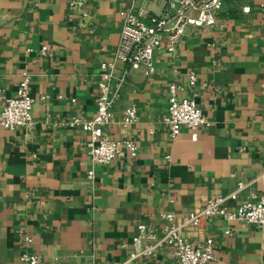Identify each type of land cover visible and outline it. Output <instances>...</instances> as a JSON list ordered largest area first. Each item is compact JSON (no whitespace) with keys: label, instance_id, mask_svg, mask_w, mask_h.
I'll use <instances>...</instances> for the list:
<instances>
[{"label":"crops","instance_id":"crops-1","mask_svg":"<svg viewBox=\"0 0 264 264\" xmlns=\"http://www.w3.org/2000/svg\"><path fill=\"white\" fill-rule=\"evenodd\" d=\"M128 4L89 0L83 18L68 0H0V108L27 71L36 120L31 130L0 126V264H19L26 235L52 264H172L166 246L133 256L140 223L160 230L161 211L182 218L238 181L249 185L232 206L264 189V0H224L214 25L188 27L174 55L155 52L151 75L130 69L104 130L134 139L138 155L90 161L89 134L64 121L96 114L99 67L114 57ZM191 71L198 79L185 94L211 124L196 139L187 127L172 138L162 119L169 85H187ZM132 106L138 120L126 125ZM187 233L195 243L214 239L209 264H264V227L216 217Z\"/></svg>","mask_w":264,"mask_h":264},{"label":"built area","instance_id":"built-area-1","mask_svg":"<svg viewBox=\"0 0 264 264\" xmlns=\"http://www.w3.org/2000/svg\"><path fill=\"white\" fill-rule=\"evenodd\" d=\"M88 1L68 0L70 7L79 9L83 18L88 16L85 10ZM137 1L129 0V4L122 9L120 40L114 57L100 64L96 114L89 119L74 115L64 121L65 125L81 128L89 134L85 147L92 163L110 164L121 158H136L139 145L134 139L112 137L104 130L113 120L114 107L121 97L129 70H142L145 75H151L155 70V52L165 51L174 55L188 27L214 25L224 0H140L139 6ZM146 3H153L159 10L149 8ZM244 9L249 10V7ZM40 53L48 55L50 50L42 44ZM118 63L125 64L127 68L119 72ZM197 79V74L191 71L187 85L176 82L169 85L168 105L162 119L172 138L187 127L196 139L198 131L211 124L196 100L185 94L187 87L195 86ZM30 84V73L22 72L17 94L4 97L5 104L0 108L1 127L13 129L22 126L27 130L34 127L36 120L32 108L35 99L31 95ZM137 120L135 106L128 108L122 119L126 125ZM94 176L95 171L90 169L87 177L92 179ZM259 178L264 185V171ZM248 185V182L238 181L229 193L209 197L182 218H178L174 211H161L163 225L160 230L140 223L133 256L153 257L160 247L166 246L171 249L172 264H209L216 258L214 239L208 236L201 243H195L187 229H202L216 217L241 221L255 228L264 227V189L250 192L237 206L231 205ZM227 232L230 233V230ZM143 240L147 242L143 243ZM32 242L33 238L26 235V249L19 264H52L41 260L37 253L30 250Z\"/></svg>","mask_w":264,"mask_h":264}]
</instances>
